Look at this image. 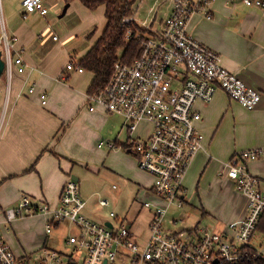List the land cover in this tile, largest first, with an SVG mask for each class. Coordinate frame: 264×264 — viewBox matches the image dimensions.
Masks as SVG:
<instances>
[{
    "label": "crops",
    "instance_id": "crops-1",
    "mask_svg": "<svg viewBox=\"0 0 264 264\" xmlns=\"http://www.w3.org/2000/svg\"><path fill=\"white\" fill-rule=\"evenodd\" d=\"M42 1L48 7L46 14L32 12L24 17L23 0H0L1 15L7 32L18 38L14 44L17 50L14 57L21 55L23 59L22 64L17 67L15 65L11 77L6 71L0 74V209L17 206L25 195L30 197L32 203L56 206L69 176H77L73 173L76 164L91 163L90 168L95 169L102 162L107 170L118 177L121 184L113 187L115 190L120 187L118 193L123 188H140L144 191V197L154 196L152 201L158 200L151 190L152 185L147 187L142 184V178L148 173L143 170L144 174L137 169L130 155L134 154L132 151L122 147L110 149L99 146L98 139L111 135L114 131L116 134L113 139L106 140H115L118 144L124 142L117 129L121 123L120 131L121 127L125 131L126 129L120 115L108 112L102 105H97L93 110L89 108L87 93L93 73L87 70L91 76L84 88H81L85 70L73 75L64 66L68 59L85 55L94 45L106 26V15L102 27V12L99 11L102 8L106 13V6L101 5L96 11H92L80 0ZM67 3L69 6L63 13ZM172 9L171 5L168 15ZM209 9L212 11V19L206 17L205 10L195 13L189 21V32L218 51L225 68L258 88L262 99L257 107L248 109L231 99L223 89H219L211 102L197 101L195 107L202 116L197 126L200 130L202 126L207 127L214 112L218 111L222 119L234 122V134L246 137L244 149L263 146L264 7L248 5L243 0H213ZM67 14L70 15L72 27L61 32L62 38L58 35L60 42L54 39L53 35L56 33L52 27L57 26L60 23L58 19ZM97 17L102 30L90 37L88 35L91 31L97 29L93 26ZM165 19L159 21L158 27H153L154 21L149 24L160 29ZM74 21H79L80 24L73 27ZM81 33L83 34L79 35ZM62 44L65 48L61 47ZM33 87L34 90L31 91ZM43 94L46 95L44 98ZM224 96L228 97V102L216 106L217 100ZM115 116L121 117V122L111 121ZM138 134L144 135L140 132ZM203 135V149L196 155L185 176L184 205L196 200L206 215L211 211H219L222 218L228 217L231 223L236 224L249 212L248 197L226 175V162L236 151L230 150L228 157L214 159L212 149L218 136L212 130L207 136ZM127 137L128 133L126 139ZM214 162L218 167L217 175L215 172L211 174L218 189L216 193L213 189L210 190L209 197L214 204L206 205L204 198L199 196L201 180L203 174L210 172ZM119 164L122 165L121 170L118 168ZM246 166L251 174L259 178L260 187L264 190V157L249 160ZM138 191L141 192L139 189ZM80 195L86 202L90 197L81 187ZM135 197L132 201H137ZM218 204H224V207L218 209ZM85 216L97 223L104 222L103 224L109 222L112 225L118 221L107 219L87 207ZM50 217L51 214L32 213L6 221L4 215L0 216V229L2 230V225L5 226L3 236L16 256L34 257L43 247L52 248L49 244L50 234L59 229L61 223L47 231ZM125 219L130 228L136 222L134 217ZM230 222H221L219 228L229 237H234L236 229L230 227ZM257 234L264 235V232L257 229L249 245H252L251 241ZM260 247L264 252L262 244Z\"/></svg>",
    "mask_w": 264,
    "mask_h": 264
},
{
    "label": "built area",
    "instance_id": "built-area-1",
    "mask_svg": "<svg viewBox=\"0 0 264 264\" xmlns=\"http://www.w3.org/2000/svg\"><path fill=\"white\" fill-rule=\"evenodd\" d=\"M212 1L174 0L172 12L160 29L146 22L141 24L144 30L135 34L141 39L138 56L132 62L117 60L107 85L100 91L87 93L91 110L102 105L108 112L120 115L128 133L120 144L115 140H102L99 146L132 151L139 167L154 179L151 190L158 200L143 203L154 211L146 243L141 246L134 239L125 218L112 225L87 218L82 213L86 200L80 195L78 180L70 175L56 206L32 203L25 195L17 206L0 209V216L4 215L6 221L19 215L51 214L47 231L68 221L77 229L66 239L72 246L69 254L43 247L34 257H18L0 234V264H104L105 260L107 264H121L120 256L124 258L123 264H244L252 257L264 260L262 249L249 250L248 246L264 215V190L259 178L246 166L247 161L264 157V146L238 151L226 162L227 177L248 197L249 205L247 216L230 225L236 229L234 237L198 226L171 231L166 225L170 208L174 204L179 208L184 205L185 176L204 146V135L197 126L202 118L195 107L197 101L211 102L219 89L248 109L257 107L262 99L258 88L225 68L218 51L189 32V21L195 13L205 10L206 17L212 19L209 9ZM243 1L264 7V0ZM23 3L24 17L32 12L41 15L48 12L42 0H23ZM131 19L126 18V21ZM133 35V30L129 29L128 36ZM53 37L60 41L58 35ZM17 40L16 36L8 34L0 10V51L9 77L15 65L23 63L21 55L14 57ZM69 63L76 70L84 71L78 66V60L71 58ZM142 124L148 127L143 129L144 135H139ZM100 203L108 205L109 200L102 198ZM173 222L177 224L179 219ZM81 248L86 249V254L79 259L76 254Z\"/></svg>",
    "mask_w": 264,
    "mask_h": 264
},
{
    "label": "rangeland",
    "instance_id": "rangeland-1",
    "mask_svg": "<svg viewBox=\"0 0 264 264\" xmlns=\"http://www.w3.org/2000/svg\"><path fill=\"white\" fill-rule=\"evenodd\" d=\"M171 5L173 7L174 0H135V3L133 5V8L136 10V17L135 19L138 20V22L142 25H144L145 21L147 23L155 22L153 27L160 26L159 21L161 19H165L168 16V10L171 8ZM102 12V27L104 26L105 22V13L102 11V8L100 10ZM172 12V11H171ZM59 12L57 13L60 14ZM60 23L57 26L52 27L54 33L57 35L63 36L61 33L64 29L71 28L72 27V21L70 18V15L67 14L62 18H59ZM69 21V22H68ZM68 22V23H67ZM77 24H80L79 21L73 22V27ZM94 28L96 27V32H100L102 30V27L100 25V19L97 17L96 23L93 24ZM92 28V27H91ZM91 30V29H90ZM83 33L79 34L82 35ZM95 34V33H94ZM76 56V55H75ZM77 60H80V57L77 56ZM69 59L64 63V66L66 70H68L69 73L75 75L78 70H76L75 66H70ZM62 63V62H61ZM91 73L87 70H85L84 74V81H81L80 87L84 88L85 83L90 78ZM228 97L224 96L217 100L216 106L222 105L224 102H228ZM199 103V102H198ZM212 120L208 124L207 127L202 126L201 130L202 133L207 136L209 131H213V133H216L218 136L216 139V142L214 144V148L212 149V154L214 156V159H219L223 157H228V152L232 150V152H238L245 148L247 139L243 135H236L234 134V122L232 120H224L219 115V112H214V115H212ZM111 121L114 122H121V117L118 116L111 118ZM122 124V123H121ZM120 124V126H121ZM120 126L117 129L120 132L119 135L121 136L122 140L125 141L126 139V133L122 127L120 131ZM147 128L148 126H144L142 124L139 128L140 133H144L143 129ZM123 129V130H122ZM116 131H114L111 135H104L100 137L98 140V143L102 140L106 139H113L115 136ZM106 136V137H105ZM207 139V138H206ZM264 146V145H263ZM130 155L133 157L136 167L140 172L144 171L139 168L137 165V159L136 156L132 153ZM229 160V159H228ZM91 163H85L84 165L76 164L73 173L79 177L78 184L79 188L81 187V190L88 194L87 196H90L88 201L86 202V206L83 208L82 213L85 214L86 207L88 209H91L94 212L100 213L107 219L112 220H119L121 218H128L131 219L134 217L136 219V222L134 223L133 227H131V232L135 234L134 239L140 243L142 242L141 246H143L150 234V222L152 220L153 216V209L145 207L144 202L146 200L152 201L155 199L154 196H148L144 197V191L140 188L136 189H122L120 193V187L118 190H115L116 186H120V182L118 180V177L113 174L110 170H107L103 162L100 163V166L98 168H90ZM118 168L121 170L122 165L119 164ZM218 167L217 163L214 162L212 165V168L208 174H203L201 189L199 191L202 198H204V201L206 205L214 204L213 200H210L209 194L210 190L213 189L214 193L217 191V182H215L213 175L211 173L217 172ZM147 174L148 172L145 171ZM144 173V174H145ZM149 174V173H148ZM144 175L142 178V184L144 186L150 187L153 185V177ZM217 175V173H216ZM215 175V176H216ZM186 179V178H185ZM198 184H200V182ZM115 184V186H113ZM184 185H186V180H184ZM138 189L141 191L139 192ZM138 196V197H135ZM133 197L135 199L137 198V201H132ZM107 198L110 201V205H102L100 203V199ZM195 198V197H194ZM193 198V199H194ZM133 202V203H132ZM88 204V206H87ZM115 205V206H114ZM224 207V204H218L216 208L222 209ZM114 212L115 215H111V212ZM204 209L201 208L200 204H198L195 201L186 202L183 207L179 208L176 204H174L167 215L166 219V225L168 228L175 229L180 228L181 226H184V229H193L195 227H206L212 232L223 234L222 230H220L219 226L222 224L221 222H230L229 218H222L219 211H211L210 214L206 215L204 213ZM124 216V217H123ZM126 216V217H125ZM181 218H183V223ZM179 219V222L177 224H174L173 220ZM104 222H100V224H103ZM182 224V225H181ZM235 224V223H231ZM1 226L2 230L0 229L1 235H3V227ZM77 229H75V226L70 224L68 221L61 222L60 228L57 230H54L50 234V240L49 243L52 248H57L58 250H61L64 252V254L68 253L71 250L72 246L67 245L65 240L67 237L70 236V234L75 233ZM147 238V239H146ZM146 239V240H145ZM236 242H239L238 240ZM251 244L262 249L260 245L262 244V247L264 249V235H255L254 238L251 241ZM86 254V249L81 248L77 251L76 257L79 259H82V257ZM36 255V254H35ZM120 263L123 264L124 258L120 256L119 258Z\"/></svg>",
    "mask_w": 264,
    "mask_h": 264
},
{
    "label": "trees",
    "instance_id": "trees-1",
    "mask_svg": "<svg viewBox=\"0 0 264 264\" xmlns=\"http://www.w3.org/2000/svg\"><path fill=\"white\" fill-rule=\"evenodd\" d=\"M72 0H66L70 2ZM90 10L96 11L99 6H106V26L94 45L85 54L80 56L79 65L84 70L93 73V79L89 86V92L102 90L108 83L114 63L122 59L132 62L139 54L141 39L135 34L144 30L135 20L136 10L133 8L135 0H80ZM126 18H132L126 21ZM133 30V36H128V30ZM96 32L91 31L88 36ZM77 60L76 58H74ZM257 229L264 232V215L257 225ZM249 250L256 246L248 245ZM264 264V260L252 257L244 261V264Z\"/></svg>",
    "mask_w": 264,
    "mask_h": 264
},
{
    "label": "water",
    "instance_id": "water-1",
    "mask_svg": "<svg viewBox=\"0 0 264 264\" xmlns=\"http://www.w3.org/2000/svg\"><path fill=\"white\" fill-rule=\"evenodd\" d=\"M68 6H69V3H67V4L65 5V7H64V9H63V13L66 12ZM5 65H6L5 60H4V58L2 57V52L0 51V74H2V73L5 71ZM72 177H73L75 180H78V177H77V176L75 177L74 175H72ZM106 224L111 225V223H109V222L106 223ZM104 264H107V260L104 261Z\"/></svg>",
    "mask_w": 264,
    "mask_h": 264
}]
</instances>
